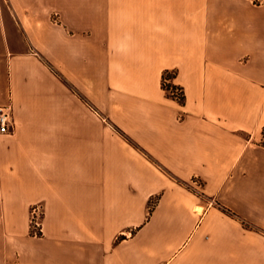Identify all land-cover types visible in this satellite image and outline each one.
Segmentation results:
<instances>
[{
  "label": "crops",
  "instance_id": "obj_1",
  "mask_svg": "<svg viewBox=\"0 0 264 264\" xmlns=\"http://www.w3.org/2000/svg\"><path fill=\"white\" fill-rule=\"evenodd\" d=\"M6 104L0 264H264V0H0Z\"/></svg>",
  "mask_w": 264,
  "mask_h": 264
},
{
  "label": "built area",
  "instance_id": "obj_2",
  "mask_svg": "<svg viewBox=\"0 0 264 264\" xmlns=\"http://www.w3.org/2000/svg\"><path fill=\"white\" fill-rule=\"evenodd\" d=\"M172 77H166L165 82L172 83L171 82ZM171 96H173L175 99L182 101L184 96V89L181 87L176 88H168L167 90ZM14 113H13V106L12 104H6L0 106V132L2 133H9L14 129ZM192 186L195 188H199L202 186V181L195 177L192 180ZM43 208L40 204L35 203L31 208V230L32 233L36 236H40L43 233L42 228V218H43Z\"/></svg>",
  "mask_w": 264,
  "mask_h": 264
},
{
  "label": "trees",
  "instance_id": "obj_3",
  "mask_svg": "<svg viewBox=\"0 0 264 264\" xmlns=\"http://www.w3.org/2000/svg\"><path fill=\"white\" fill-rule=\"evenodd\" d=\"M173 77V75H172V73H171V71H166V72H164V77H163V87H164V89L167 91L168 90V88H176V87H181L180 85H176V84H174V83H166L165 82V79H166V77ZM182 88V87H181ZM183 89V88H182ZM171 96V95H170ZM184 98H185V94H184V96H183V101H184ZM261 144L264 146V126H263V128H262V139H261Z\"/></svg>",
  "mask_w": 264,
  "mask_h": 264
},
{
  "label": "rangeland",
  "instance_id": "obj_4",
  "mask_svg": "<svg viewBox=\"0 0 264 264\" xmlns=\"http://www.w3.org/2000/svg\"><path fill=\"white\" fill-rule=\"evenodd\" d=\"M171 73H172V75L174 76L175 75V72L174 71H171ZM167 92V94L170 96V93L168 92V91H166ZM183 101V100H182ZM263 126H264V123L263 124H260L258 127H256V129H255V133H254V135H255V138H256V140L257 141H261V139H262V128H263Z\"/></svg>",
  "mask_w": 264,
  "mask_h": 264
}]
</instances>
